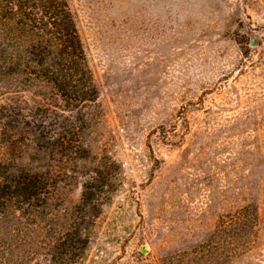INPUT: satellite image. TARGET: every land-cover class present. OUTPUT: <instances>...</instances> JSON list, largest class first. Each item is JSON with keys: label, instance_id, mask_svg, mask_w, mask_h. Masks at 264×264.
I'll return each mask as SVG.
<instances>
[{"label": "rangeland", "instance_id": "rangeland-1", "mask_svg": "<svg viewBox=\"0 0 264 264\" xmlns=\"http://www.w3.org/2000/svg\"><path fill=\"white\" fill-rule=\"evenodd\" d=\"M69 1L99 97L82 134L90 158L49 157L62 212L109 167L78 264H212L202 245L250 204V248L218 254L264 264V0ZM20 145L15 158L35 163L34 143Z\"/></svg>", "mask_w": 264, "mask_h": 264}, {"label": "trees", "instance_id": "trees-1", "mask_svg": "<svg viewBox=\"0 0 264 264\" xmlns=\"http://www.w3.org/2000/svg\"><path fill=\"white\" fill-rule=\"evenodd\" d=\"M98 97L69 0H0V264H78L82 258L109 167H93L80 203L62 212L61 171L49 157L90 158L92 146L82 134ZM29 140L38 157L27 165L14 152ZM229 216L202 245L215 246L212 264H221L223 242L230 261L250 248L257 206ZM163 264L181 263L172 255Z\"/></svg>", "mask_w": 264, "mask_h": 264}, {"label": "water", "instance_id": "water-1", "mask_svg": "<svg viewBox=\"0 0 264 264\" xmlns=\"http://www.w3.org/2000/svg\"><path fill=\"white\" fill-rule=\"evenodd\" d=\"M251 44H253V45L256 44V39H252Z\"/></svg>", "mask_w": 264, "mask_h": 264}]
</instances>
